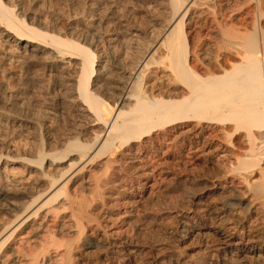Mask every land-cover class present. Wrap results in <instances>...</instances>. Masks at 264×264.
I'll return each instance as SVG.
<instances>
[{"label":"bare ground","instance_id":"bare-ground-1","mask_svg":"<svg viewBox=\"0 0 264 264\" xmlns=\"http://www.w3.org/2000/svg\"><path fill=\"white\" fill-rule=\"evenodd\" d=\"M103 1L64 31L19 12L25 0H0L8 51L56 76L74 122L58 132L45 115L23 120L16 127L50 128L29 151L0 138V264H83L90 247L106 264H196L167 235L129 238L123 226L143 195L119 188L151 194L175 165L200 159L220 172L177 211L180 238L204 237L201 264L264 261V0H140L151 22L118 33L100 29L94 4ZM115 3L108 16L119 23ZM147 249L152 260L138 261Z\"/></svg>","mask_w":264,"mask_h":264},{"label":"rangeland","instance_id":"rangeland-1","mask_svg":"<svg viewBox=\"0 0 264 264\" xmlns=\"http://www.w3.org/2000/svg\"><path fill=\"white\" fill-rule=\"evenodd\" d=\"M115 1L116 5L114 7L116 8H113V10L118 8L117 10H120V14L124 15L123 18H125L119 23H114L115 20L112 18L109 19V16H112V14L108 8H111L110 6L112 0H104L98 5L94 4V8H96L98 10L97 12H99L97 13V16L99 18H104L106 22H104L105 24L103 23V25L100 27L101 30L103 29L102 31L111 30V32L118 33L122 30V25L127 24L129 21L132 23L134 21L141 23V21L146 19L148 20L147 22H151V17H149L150 14L148 13L147 8L151 4L140 0ZM91 2L92 0H25V5L20 4L22 7H19L18 11L24 13L30 18V20H34V22H38V19L48 22L52 20H55L56 22L58 21L62 30L64 29V31H69L70 29L68 28L72 25L71 23H73L77 17L79 18L81 15L85 16V18L87 17L89 14L88 8H90L89 3ZM58 14H60V17ZM0 39V119H2V125L0 126V138L3 139L5 137L4 139L7 138V140L18 142L22 145V147H26L25 149L29 151L34 144L38 143L40 134H44L45 138L48 137L50 128L47 127L48 125H40V128L39 124L27 125V127V122H25L26 120L31 121V119H34V121H38L39 119L44 118L45 115V117L49 120L52 118L49 123H51L50 125L58 130V132L65 131V129L69 130L71 127L73 128L74 125H72V123L74 124V122H72V120L65 114L67 111L64 110V105H62V101H60L59 97L60 93L63 91V88L60 87L57 79H55L56 76L50 75V71L44 70V67L41 65L35 66L33 64L31 66L29 64L26 65L21 63L17 57L18 51H8L10 48L9 43L6 40L7 38L0 37ZM104 41L105 40H101L100 45L106 46L107 43ZM17 49L21 50V47H17ZM63 110L64 112H62ZM52 112H54V114ZM39 115L42 116L39 117ZM8 118L9 120L7 121L9 122L6 121ZM77 118L74 117L75 120L79 121L80 118ZM14 120L16 121L14 122ZM23 120H25L23 128L19 129L16 127ZM82 126L85 127V122H83ZM238 141L242 142L244 141V138L241 137V139ZM243 144L245 145L244 142ZM0 148H2L1 145ZM219 172L220 166H218L213 161V159H200L194 165H175V169L172 170L173 176L170 175L168 178L163 179L162 181L161 179H157L158 183L154 188L155 190L151 194L149 191H144L143 187L138 183H134L133 186L131 184L123 185L119 188L120 192L124 193L125 190H127L131 192V194L143 195V200L138 206V211H136L128 219L127 224L123 226V230L125 229L124 233H126L128 237L131 235L130 237L132 238L140 237V239L146 241H154L161 236L167 235L169 237L168 241L169 247L171 249L176 247L181 248L179 250H181V252L184 254V258H193L196 264H201L200 260L203 254L202 244L204 243V237L199 235L196 236L195 234H189L186 238L181 239L179 231L177 230L179 227L178 219L180 217L176 213L177 211L182 213L181 210L186 211L191 205L193 206L197 200L196 197L206 190V186L209 184L210 177L218 174ZM79 186H81V184L78 185L77 188L78 195H87L86 197L89 200L92 199V192L83 185L81 187ZM175 215H177V217H175ZM118 226H121L120 223H118ZM31 233L33 234L34 231L31 230L29 233L30 236H33ZM14 238L10 239L11 241L8 242L9 245H11L13 242H17L19 237L16 235ZM147 250L149 251L146 254H141L144 256H141L142 258L140 257L141 259L139 258L138 261H143V258L144 261L152 260L155 251L152 249ZM97 251L98 250L93 247L85 250L84 254L86 256L84 255L83 257V264H106L103 253L101 254ZM150 252L153 254H149ZM137 263V261H133L132 264ZM213 263L250 264L248 261L232 263L231 261H225L223 258H220ZM206 264H210V260ZM255 264H264V261L255 262Z\"/></svg>","mask_w":264,"mask_h":264}]
</instances>
